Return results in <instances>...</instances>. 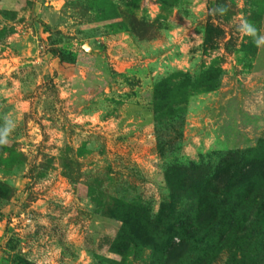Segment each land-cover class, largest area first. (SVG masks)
<instances>
[{"label": "rangeland", "instance_id": "rangeland-1", "mask_svg": "<svg viewBox=\"0 0 264 264\" xmlns=\"http://www.w3.org/2000/svg\"><path fill=\"white\" fill-rule=\"evenodd\" d=\"M241 19L264 0H0V264H264Z\"/></svg>", "mask_w": 264, "mask_h": 264}, {"label": "clouds", "instance_id": "clouds-1", "mask_svg": "<svg viewBox=\"0 0 264 264\" xmlns=\"http://www.w3.org/2000/svg\"><path fill=\"white\" fill-rule=\"evenodd\" d=\"M221 15L224 13L223 8H219L216 10ZM237 31L240 32L244 36H250L253 38V43L259 48L264 46V35L258 34L257 28L249 23L247 20L241 19L240 23L237 25ZM7 143L6 139H0V144Z\"/></svg>", "mask_w": 264, "mask_h": 264}, {"label": "trees", "instance_id": "trees-1", "mask_svg": "<svg viewBox=\"0 0 264 264\" xmlns=\"http://www.w3.org/2000/svg\"><path fill=\"white\" fill-rule=\"evenodd\" d=\"M110 202L112 204H110ZM107 203H108V206L106 207L107 212L110 213L111 216L116 217L118 219H122V221H123V227L121 229V234L119 236V239L121 240L124 237L122 235H126L128 232L127 231L128 226L126 225L128 222H127L126 218L123 217L121 215V213H119V211L123 210L122 212L128 214L130 212L129 207L126 206V204L123 202V200L119 199V198H116V199L112 198L111 200H108Z\"/></svg>", "mask_w": 264, "mask_h": 264}]
</instances>
